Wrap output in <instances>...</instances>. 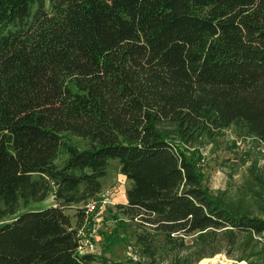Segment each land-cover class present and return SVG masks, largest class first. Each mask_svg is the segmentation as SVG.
Returning a JSON list of instances; mask_svg holds the SVG:
<instances>
[{"label": "trees", "instance_id": "trees-1", "mask_svg": "<svg viewBox=\"0 0 264 264\" xmlns=\"http://www.w3.org/2000/svg\"><path fill=\"white\" fill-rule=\"evenodd\" d=\"M230 128L264 144V0H0V264L98 262L78 230L110 160L130 187L106 244L129 223L149 264L191 236L174 264H264V219L198 165Z\"/></svg>", "mask_w": 264, "mask_h": 264}, {"label": "rangeland", "instance_id": "rangeland-1", "mask_svg": "<svg viewBox=\"0 0 264 264\" xmlns=\"http://www.w3.org/2000/svg\"><path fill=\"white\" fill-rule=\"evenodd\" d=\"M201 160L199 168L203 174V184L212 196L218 195L232 204L245 203L254 216L264 219V144L252 137L240 136L233 128L219 132L212 140L199 146ZM102 189L95 200L108 195L110 203L92 214L84 226L83 234H94L91 242L94 249L86 254L99 258L95 264H149L135 244L132 236L135 227L127 223L121 241L109 246L106 236L115 231V205L123 200V195L130 182L120 173L117 160H110L106 176L101 179ZM54 204L49 197L44 202L30 203L27 207L20 203L17 215L28 210H40ZM242 208L247 207L241 205ZM81 206H71L66 213L74 221L75 212ZM85 208V207H83ZM120 217V216H119ZM7 218L0 222L2 224ZM193 236L186 239V253L169 256L156 264H174L176 260L189 257V249L193 246ZM256 239H260L255 237ZM237 250L226 249L212 258H203L197 264H248L240 260ZM192 259V257H190ZM103 260V261H102Z\"/></svg>", "mask_w": 264, "mask_h": 264}, {"label": "built area", "instance_id": "built-area-1", "mask_svg": "<svg viewBox=\"0 0 264 264\" xmlns=\"http://www.w3.org/2000/svg\"><path fill=\"white\" fill-rule=\"evenodd\" d=\"M202 161V160H201ZM203 162V161H202ZM110 197H108V195L106 196H103L102 195V198L101 200H92L91 202H89L86 206H85V223L84 225L82 226L81 229L78 230V234L80 236V242H79V247H78V254L79 255H85L86 253H88V251H92L94 249V244L93 242H91V238L94 237V234H88V237H86L84 234H83V229H84V226L85 224L87 223V219L92 215V214H95V212H98L99 211V205H101L102 207L104 205H107L110 203V200H109Z\"/></svg>", "mask_w": 264, "mask_h": 264}, {"label": "crops", "instance_id": "crops-1", "mask_svg": "<svg viewBox=\"0 0 264 264\" xmlns=\"http://www.w3.org/2000/svg\"><path fill=\"white\" fill-rule=\"evenodd\" d=\"M125 194H126V191H125V193L123 195V200H121V202H119V204H125V202H126V196H125Z\"/></svg>", "mask_w": 264, "mask_h": 264}]
</instances>
